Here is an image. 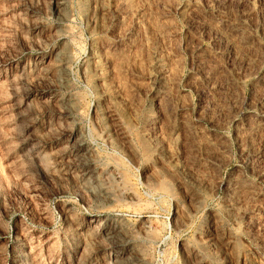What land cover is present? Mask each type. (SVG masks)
Returning <instances> with one entry per match:
<instances>
[{"label":"rangeland","instance_id":"374dc122","mask_svg":"<svg viewBox=\"0 0 264 264\" xmlns=\"http://www.w3.org/2000/svg\"><path fill=\"white\" fill-rule=\"evenodd\" d=\"M0 264H264V0H0Z\"/></svg>","mask_w":264,"mask_h":264}]
</instances>
